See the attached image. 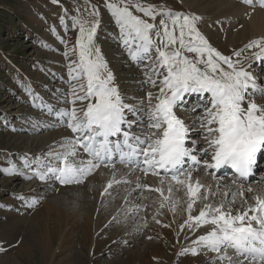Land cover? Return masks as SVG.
Returning a JSON list of instances; mask_svg holds the SVG:
<instances>
[{
    "label": "snow or ice",
    "instance_id": "snow-or-ice-1",
    "mask_svg": "<svg viewBox=\"0 0 264 264\" xmlns=\"http://www.w3.org/2000/svg\"><path fill=\"white\" fill-rule=\"evenodd\" d=\"M245 2L251 4L252 0ZM259 6L264 7V0H260ZM106 8L115 19L120 41L132 61L156 57L148 77L151 86L158 88L154 104L152 93H148L153 131L144 136L133 133L139 112L125 103L100 49L95 47L98 22L86 27L82 21H74L79 25L74 49L78 50V59L69 68L83 94L78 95L74 86L72 103L76 100L88 103L79 114L75 107L59 112L61 119L67 117L65 123L76 134L75 141L61 145L64 151L52 157L57 166L50 163L33 178L38 176L42 182L55 179L61 185L78 184L101 164L107 166L114 153H119L121 162L137 157L136 166H143L146 174L170 177L177 185L186 186L188 215L182 228L211 226L193 242L196 246L216 253L219 264L225 261L227 264H264V198L255 197V206L237 214H232L223 204L205 203L198 215H192L197 199L209 198L202 194L204 186L199 180L193 181V170H199L201 165L204 171L227 165L238 177L245 178L257 166L258 154L264 155V108L252 101L247 106L243 103L248 90L256 87L251 77L243 69H237L239 61L234 62L210 46L198 28L201 17L161 13L157 26V16L151 7L135 5L136 11L148 19L134 15L127 0H121L120 4L107 3ZM246 48L257 50L253 55L258 58L264 57V39L252 41ZM241 54L235 53L237 57ZM190 96L208 100V106H203L205 115L201 127L207 129L208 148L203 153L208 156L211 151V162L198 158L199 150L187 144L188 128L175 111L183 108ZM111 137L120 140L113 145ZM77 148L90 158L72 159L78 156ZM189 161L191 166L186 168ZM5 174L15 175L17 170L9 169ZM156 191L163 195L162 188ZM188 252L197 255V247L186 249L183 254Z\"/></svg>",
    "mask_w": 264,
    "mask_h": 264
},
{
    "label": "rangeland",
    "instance_id": "rangeland-1",
    "mask_svg": "<svg viewBox=\"0 0 264 264\" xmlns=\"http://www.w3.org/2000/svg\"><path fill=\"white\" fill-rule=\"evenodd\" d=\"M107 3L120 4L121 0H0V264H179L189 256L187 253L178 260V251L167 258L160 254L154 257L141 255L137 248L143 242V229L136 234L137 237H126L125 241L119 242L122 230L145 221L147 226H152L165 213V209L155 207L154 215H145L146 208L152 209V202L146 201L145 194L141 195L145 198V208H126L120 214L112 212L116 211V203L122 198V192H116L115 197L106 196L108 199L106 209L104 207L101 211V226L89 231L86 225L77 223H81L78 220L87 205L83 204L81 208L75 202L77 200L70 197L74 194H69L71 199L57 195L56 188L50 189L44 185L45 182L38 180V176L33 178L36 173L46 170L50 163L55 166L57 162L52 157L60 154L63 148L62 144L56 145L53 150L39 155V140L45 133L34 134L30 131L37 124H43L44 118L52 117L46 116L47 112L53 115L58 111L63 112L60 110L63 106L67 111L75 107L79 114L88 103L79 100L72 103L74 86L78 95L83 94L79 91V82L72 79L69 68L78 59V50L74 49L79 37V25L74 21H82L86 27L98 22L95 47L100 49L107 68L113 71V83L125 84L123 70L126 67L118 64V61H126L129 54L120 41L118 26L106 8ZM127 3L133 14L142 19L148 18L136 11L135 5L151 7L157 16V26L161 13L190 17L198 15L194 2L189 3V0H127ZM210 12L208 8L207 13ZM198 28L203 36H209L211 46L218 47L223 56L232 59L236 52L242 51L243 44L238 37L233 45L222 41L219 27L204 26L198 21ZM155 59L153 55L151 60L138 64L140 67H153ZM149 90L155 93L157 88L151 86ZM153 96L156 97V93ZM61 98L66 99L65 103ZM38 104L42 107H38ZM198 111L201 113V110ZM64 123L59 130L66 126ZM57 130L54 128L52 132ZM207 136L208 133H203L204 140ZM12 168L17 170V174H5ZM262 183L264 179L259 180V188L264 187ZM145 190L148 200L157 194L155 188ZM142 198L138 199L139 202H142ZM56 207L60 210V217L57 218L53 214ZM142 214L144 217L140 220ZM181 217L184 215L181 214ZM159 225L156 224L154 231L157 226L162 230L167 228L165 224ZM105 228L107 234L104 233ZM157 238L168 245L162 235ZM145 242L151 243L152 236L146 237ZM183 244L185 247L188 245ZM193 247H197L204 261L216 260V253L205 251L195 244ZM132 252H136V256Z\"/></svg>",
    "mask_w": 264,
    "mask_h": 264
},
{
    "label": "bare ground",
    "instance_id": "bare-ground-1",
    "mask_svg": "<svg viewBox=\"0 0 264 264\" xmlns=\"http://www.w3.org/2000/svg\"><path fill=\"white\" fill-rule=\"evenodd\" d=\"M191 2H194L196 6L195 8H197V16L201 17L199 23L204 26L219 27V31L222 32V41L225 42V44L233 45V42L236 41V37H238V39L243 44L241 51L242 54L239 57L235 56V58H232V60L234 62L239 61V63L236 64L237 69H243L248 73V75L251 76V63L254 61H258L263 57L258 58L257 56L253 55V52L257 50L254 49L250 51L246 48V46L252 41L264 39V7H256L253 9L251 8L252 5L246 4L244 0H198V2H196V0H189V3ZM203 2L206 3L205 6H203ZM208 8L211 9L210 14L207 13ZM231 30L233 32H230ZM204 37L208 40L209 36L206 34L204 35ZM208 42L211 46V42ZM229 47L233 48V46ZM212 48L218 51V47ZM138 62H141V60L132 61L130 56L126 61L124 59H120L118 61V64L126 67L123 70V82H125V84L114 83V85L118 88L120 95L125 103L134 106L138 110L140 114L139 116L142 117L140 120L143 124L146 125L147 122L150 121L149 113L151 111L150 107L147 106L149 102L148 93L150 92L153 95L156 93V95H158V88L155 93L149 90L151 84L148 82V77L152 74V67H148L145 65L140 67ZM224 67L227 66L225 65ZM107 70L113 74V71L110 68H107ZM260 76L262 80H260L259 87L255 85L256 87L247 93V98L243 102L244 106H247L249 101H252L259 107L264 108V95L262 94V92L264 91V73L262 70H260ZM126 90H128L127 93ZM153 95L152 102L155 103L154 101L156 97ZM61 100L62 103H65L66 101L65 98H61ZM31 105L34 106L33 104ZM37 106L42 107V105L40 104H38ZM192 109L193 107H185L184 110L182 108H177L175 111L178 117H180L184 121L186 127L188 128L187 139L190 140V145H192L193 148H196L195 144H201V148L197 147V149L199 150L197 154L201 155L203 153V149L208 148V142L203 141V135H201L203 132L207 131L206 128L201 127V124L204 122L202 120V117H204L205 112L204 114L201 113L196 115V112ZM60 110L67 111V109H65L63 106ZM59 112L60 111H58L54 115H51L49 114V112H47L46 116L49 115V117H52H50V119L48 117L44 118L45 121L43 124H37L35 126L36 128L30 131L34 134L45 133L43 138L39 140L41 142L39 149L37 150L39 155L43 154L46 151L48 152V150L50 149L53 150L56 145H64L69 140L75 141L76 136L69 128H62L59 130V127L61 128L62 122L67 118L65 117L63 119H60V117H57ZM149 123L151 124V121ZM54 128L58 130L56 132H52ZM151 130L153 131V129ZM189 137H192L193 139H190ZM63 151L64 150L62 149V152ZM77 151L78 156L72 159H87L82 149L77 148ZM81 151L82 153L80 154L79 152ZM208 155L211 156V151H209ZM55 166H57V163L55 164ZM100 167H104L105 169H100ZM100 167L93 169L92 173L89 174L80 184L73 183L68 186L63 185V187L59 183V181L55 179H47L46 181H43L45 182L44 185L50 187V189L52 188L53 190V188H56L57 195L62 194L67 198L71 197L72 199L77 200L75 202H77L81 208L84 207H82L81 205H87L84 207L85 209L82 210L83 212L82 216L80 217L81 219L78 220L81 221V223H77L82 226L86 225L88 230H96L98 226H101L100 222L103 218L101 215V211L105 207L106 201L108 199L106 196L110 195L111 197H115L116 192H122V198L117 200L116 211H113L112 214H120V212H122L126 208H145V198L146 201L152 202L150 206L152 209L150 210L146 208L145 215L152 216L151 213H153L155 207L158 209L160 208L166 210L163 216L157 218V220L159 219L157 222L155 221L154 224L152 223V226L150 224L147 226L145 224L147 223V221L141 223L139 222L140 224L135 223L133 228L129 227L126 230H122L120 232V234H122V237L119 238V242L123 240L125 241L126 237H129L130 239L133 237H137L136 234L142 229L144 230V238L142 237L143 242L141 244L139 242L138 244H140V246L139 248H137V251H139L140 254L142 253L141 255H150L154 257L155 255L160 254L167 258L168 255L172 254V252L176 253L178 251L177 259L179 260L183 256H185V254H183L184 250L193 248V242L200 235H203L208 230H210L211 226H208L207 228L201 227L194 230H189L187 226H184L182 228V225H185L184 220H187L188 215V197L185 185H177L174 181H171L170 177H154L151 176L152 174L146 175L143 171H141L140 173L134 171V175L133 171L125 170L122 167L119 168L114 166L113 168L112 166H109L110 168H108V166H102V164ZM202 169L203 165L200 166L199 170H193L192 179L193 181L197 179L199 180L200 184L204 186V188L202 189V194L208 195L209 198L208 200L197 199V203L192 210L193 216L198 215L200 208L205 203H212L215 205L223 204L226 209H231L232 214H237L240 211L255 206V197L260 196L264 198V187L259 188V180L264 179L263 171L258 172L247 184H238L235 181L227 180L226 178L221 176L214 178L211 176L210 169H208L207 171H204ZM181 179H184V177H181ZM29 180L30 179H28V181ZM50 180H53L55 183ZM56 181H58L59 183L58 186ZM161 181H163V184H161ZM129 182H131V184L127 185L129 184ZM35 183H37V181ZM109 184H111V187L108 186ZM124 184H126V186H123ZM262 185H264V183H262ZM147 188H162L163 195L156 196L157 194L160 195V192L154 191L157 194L150 196L148 200L145 190ZM169 188H171V192H169ZM249 188L251 189V191H249ZM121 189L126 190L122 191ZM208 189H211L210 194L208 193ZM70 193L74 194L73 197L69 195ZM142 194H145V198H142ZM162 197L164 200L160 199ZM99 198L101 199L99 200ZM140 198H142V202H139L138 199ZM168 198L169 200H166ZM162 204L163 207H161ZM61 206L63 208H66V206L63 204ZM59 212V208L56 207L55 212L53 213L55 214V218L60 217ZM181 214H183L184 217H181ZM143 217L144 216L142 214L140 220H143ZM113 220H115V218ZM157 223H160V225L165 224L167 228L165 230H162L157 226V230L154 231V229H156ZM56 224V226H58V223ZM156 232L158 233L156 234ZM104 233L107 234V229ZM158 235H162L164 239L167 240L168 245L159 240L157 238ZM149 236H152V242L146 244L145 239ZM118 237L119 235L116 236V238ZM183 243H188V245L185 247ZM229 251L231 252V250ZM188 253L189 256L185 257L179 264H219L217 260L204 261V259L201 258L203 256H201L199 253L197 255H192L190 254V252ZM133 254H135L136 256V252H134ZM216 256L217 254H215V258ZM223 264H227V262L225 261L223 262Z\"/></svg>",
    "mask_w": 264,
    "mask_h": 264
}]
</instances>
